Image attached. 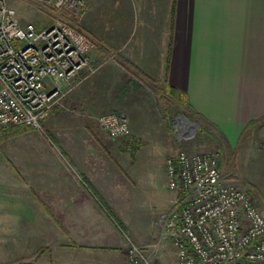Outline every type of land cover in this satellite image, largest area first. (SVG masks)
Wrapping results in <instances>:
<instances>
[{"label":"crops","instance_id":"0c3cea01","mask_svg":"<svg viewBox=\"0 0 264 264\" xmlns=\"http://www.w3.org/2000/svg\"><path fill=\"white\" fill-rule=\"evenodd\" d=\"M83 1L80 28L94 43L95 71L63 82L76 84L66 101L73 117L90 124L97 115H123L141 137L134 121L152 114L160 125L157 92L172 87L231 155L237 147L249 153L255 136L264 140V0ZM125 10L132 23L137 17L134 36L130 25L122 35L118 11ZM48 117L41 124L54 145L35 131L28 139L39 144L12 146L28 132L6 139L0 131V233H17L22 251L32 233L40 255L32 264H127L128 238L148 246L125 212L130 179L121 158L130 153L86 125L72 142ZM220 169L237 185L222 162ZM15 178L18 192H11Z\"/></svg>","mask_w":264,"mask_h":264},{"label":"built area","instance_id":"2783aa9c","mask_svg":"<svg viewBox=\"0 0 264 264\" xmlns=\"http://www.w3.org/2000/svg\"><path fill=\"white\" fill-rule=\"evenodd\" d=\"M7 1L0 0V130L38 128L60 98L61 83L95 71L94 43L58 17L40 29L22 23ZM39 1L72 17L84 10L83 0ZM98 120L113 139L131 134L123 115L108 113ZM220 163L216 149L179 150L166 159L168 187L177 198L160 224L170 230L176 264H264V212L246 189L224 181ZM127 264L154 263L131 243Z\"/></svg>","mask_w":264,"mask_h":264},{"label":"rangeland","instance_id":"374dc122","mask_svg":"<svg viewBox=\"0 0 264 264\" xmlns=\"http://www.w3.org/2000/svg\"><path fill=\"white\" fill-rule=\"evenodd\" d=\"M7 4L16 10L20 22H33L39 29L48 26L54 19L49 14V11L53 10L42 5L39 0H8ZM118 12L124 17L123 21L125 25H123L122 35L127 34V27L130 25L128 32L134 36L136 33L137 17L134 18V22L132 23L129 11ZM140 15L141 11L138 12L139 17ZM73 17L81 18V14ZM118 18L121 20L119 15ZM81 77L77 78L82 80ZM45 82L47 88L52 85L49 77H46ZM62 84L60 98L50 113L52 118L58 119L55 127L60 129L63 133L62 135L70 141L73 140L74 136L75 139L80 141V136L84 135L82 133L86 129L84 125L91 129L104 131L98 120L101 115L95 116V121L90 124L84 123L80 118L73 117L72 110L67 106L66 101L76 84L75 82H62ZM159 93L157 92V110L160 116V125L158 121H152V114L146 115V121H142L140 115L137 121L133 123L137 124V130L142 134L141 137H136L131 132L130 135L119 139L111 137L109 139L112 143H115L114 145L121 144L124 151L131 148V143L134 144L135 141L136 143H140V147L134 156L129 152L130 155L123 154L122 156L128 160L121 158L122 164H124L123 169L130 179V189L128 192L130 201L126 205L127 209L125 212L134 231L145 235L148 246L145 249L142 248L144 254L154 264H176V249L170 236V230L163 228L160 224L162 214L168 213L176 207V204L172 201L177 196L176 191L168 187L165 159L179 150H218L221 154L223 175H235L237 186L246 189L260 207L264 206V140L255 136L252 139H254V142L258 140L259 142L258 144L253 143L249 153L242 154L241 147H237L233 149V155H231L228 147L221 144V141H218V143L216 138L209 134V131H211L209 126L201 125L202 122L195 119H187L177 112V107L172 109L171 114L168 116L167 106L160 99ZM58 112L61 114H56ZM35 131L40 133L42 138L49 144L54 145V140L50 137L51 134L41 124L38 128L34 127L16 134L15 136L28 132L12 139L10 141L12 146L39 144L38 142H34L32 138L28 139V137L33 136V132ZM2 136H5L3 132ZM84 140L87 144V139L84 138ZM248 140H250V137ZM236 152L240 153L239 156ZM16 179H14V186L11 187V192H18ZM7 233H0V264H32L35 261V256L39 258L40 255H36L35 253V247L38 248L37 240L32 233H27V241L23 242V245L26 246L25 251H22L21 247L18 248V245L21 246L22 244L18 242L17 233ZM131 243L138 245L132 238H128V245ZM23 253L25 255L21 256Z\"/></svg>","mask_w":264,"mask_h":264},{"label":"trees","instance_id":"16d2710c","mask_svg":"<svg viewBox=\"0 0 264 264\" xmlns=\"http://www.w3.org/2000/svg\"><path fill=\"white\" fill-rule=\"evenodd\" d=\"M53 11H49V14L52 17H58L64 21H66L68 24H70L71 26H73L76 30H78L79 32L85 34L87 37H89L81 28H80V18H74L71 15H69L68 13H66L64 10L61 9H52ZM55 11V12H54ZM174 6L172 9V14H174ZM90 38V37H89ZM160 99L163 100V102L166 104V109L168 110V116L171 114L172 109H175V107L178 108L177 112L183 116H185L187 119H193L192 114L189 110V106L187 103V100L183 97V95L181 93H179L176 89L170 87L168 90H162L160 93ZM200 122V121H199ZM257 122H251L248 125V128H251L252 125L257 124ZM204 123H201V125ZM31 128H34L32 126H27V125H20V126H10L7 128H4L0 131H3V133L5 134L4 138L8 139V138H12L13 136H15L16 134H19L21 132H25ZM132 146L131 148L127 149L126 151L130 152L132 156L135 155V153L137 152V150L140 147V143L136 141L133 143H131ZM102 200V199H101ZM102 203L105 205L106 210L113 216V218L118 222V224H121L120 221L118 220L116 214L113 212V210L106 204L105 201L102 200ZM42 253V249L39 251Z\"/></svg>","mask_w":264,"mask_h":264}]
</instances>
